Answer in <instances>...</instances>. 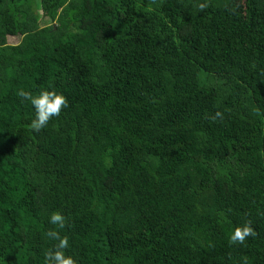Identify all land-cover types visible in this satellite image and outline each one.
Returning <instances> with one entry per match:
<instances>
[{"label":"trees","instance_id":"trees-1","mask_svg":"<svg viewBox=\"0 0 264 264\" xmlns=\"http://www.w3.org/2000/svg\"><path fill=\"white\" fill-rule=\"evenodd\" d=\"M40 1L0 0V264H45L53 212L123 244L82 264H264V0Z\"/></svg>","mask_w":264,"mask_h":264},{"label":"clouds","instance_id":"clouds-1","mask_svg":"<svg viewBox=\"0 0 264 264\" xmlns=\"http://www.w3.org/2000/svg\"><path fill=\"white\" fill-rule=\"evenodd\" d=\"M207 5L200 4L199 7L203 10ZM18 96L24 100H29L35 109V118L29 124V128L34 132H39L46 127L53 117H58L62 110L68 107L69 101L63 93H58L55 89L42 90L39 94L33 96L30 92L20 90ZM217 118L223 120V113L217 111L212 120ZM50 223L57 226L56 229L49 230L46 235L56 241L53 248L45 252V264H78V261L72 256L67 255L65 250L69 247L68 236H61L57 229H63L66 226V220L62 213L53 212L50 217ZM257 235L252 221H246L242 226L235 227L229 237L230 245H243L249 237Z\"/></svg>","mask_w":264,"mask_h":264},{"label":"rangeland","instance_id":"rangeland-1","mask_svg":"<svg viewBox=\"0 0 264 264\" xmlns=\"http://www.w3.org/2000/svg\"><path fill=\"white\" fill-rule=\"evenodd\" d=\"M41 5H42L41 1L36 0L35 7H36V14L38 17L37 24H38L39 28H42V27L49 25V21L46 19L45 13L42 10ZM228 7L233 12L238 13L239 15L242 14V10H243L242 0H231ZM1 21L3 23H9L10 18L5 16V15H2ZM6 41H7L8 45H16L19 42V38L18 37L17 38H8ZM94 226H96V228H98L100 231V236H98L97 238H94L93 233H91V232L87 233L85 235H82L81 233H77L76 230H72L70 233H65L63 230L57 229L60 232V235L62 237L66 235L69 238V247L65 250L67 255H72L75 258L74 253L81 252V253L86 254V252L89 251V249H91L92 253L96 252L97 255L101 254L99 252V249H102V250L104 249L105 252L108 249H110V251L114 250V249L117 251H121V252L124 251V247H123V244L121 242L120 243L122 245L119 244L118 241L108 240L105 237V235L103 233V231H104V224L103 223H101L100 221H95ZM92 227H93V223L90 224V226H89L90 230ZM56 228H57V226H55V225L50 226V230L56 229ZM110 242H112V243H110ZM55 243H57V242L54 241V245H55ZM54 245H53V247H54ZM93 258H94V256H93ZM76 260L78 261V264H82L81 259L80 260L76 259Z\"/></svg>","mask_w":264,"mask_h":264}]
</instances>
